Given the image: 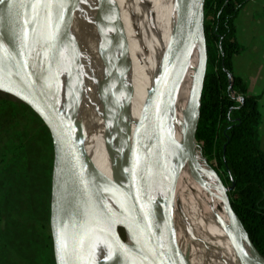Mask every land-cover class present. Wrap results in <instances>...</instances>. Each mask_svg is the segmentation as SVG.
<instances>
[{
    "label": "water",
    "instance_id": "obj_1",
    "mask_svg": "<svg viewBox=\"0 0 264 264\" xmlns=\"http://www.w3.org/2000/svg\"><path fill=\"white\" fill-rule=\"evenodd\" d=\"M98 1L103 7L108 28L114 20L112 0ZM12 2L14 13L0 29V67L3 68L0 71V92L27 107L40 121L50 140L52 161L47 226L53 264H87L88 220L93 221L108 240L112 251L111 264H188L179 253L174 231V211L179 212L174 191L184 164L195 174L192 143L196 129L184 140L166 180H161L155 173L159 158L171 142L167 130L168 110L195 45L197 61L190 84L187 116L195 108L200 116L212 47L213 0H182L179 19L184 37L183 48L169 74L159 83L142 120L137 139L136 190L129 185L126 170L127 109L119 97L109 48L102 52L108 132L118 148L111 161L116 191L112 208L99 196L83 165L81 148L73 139L76 99L66 79L62 40L56 27L62 24V20L55 1ZM201 146L202 143H199L196 147L200 155ZM229 181H232L230 176ZM220 185L232 233L231 244L240 263L264 264V259L252 247L230 208L226 193L233 184L224 187L220 181ZM239 231L253 258L244 254ZM165 242L179 253L175 260L171 258Z\"/></svg>",
    "mask_w": 264,
    "mask_h": 264
},
{
    "label": "bare ground",
    "instance_id": "obj_2",
    "mask_svg": "<svg viewBox=\"0 0 264 264\" xmlns=\"http://www.w3.org/2000/svg\"><path fill=\"white\" fill-rule=\"evenodd\" d=\"M161 1L117 0L113 3V21L126 16L131 19L127 36L128 54L130 55H127V58L131 68H124V70L113 39V23L109 24L107 28L103 7L98 0H84L85 3L79 6L81 9L80 31L82 33L86 22L84 8L86 7L91 15L97 18L91 24L82 47L77 36L71 31L69 24L56 7L62 20V24L60 26L56 25V27L62 40L66 79L76 99V125L73 139L81 148L83 165L89 172L99 196L109 208L114 207L113 195L116 191L95 175L85 157V153H87L95 163L96 168L103 175L105 174L112 179L111 163L95 146V144L107 146L114 151V156L118 153L117 144L113 136L108 132V112L102 79L104 68L102 52L105 48H109L115 78L118 79L119 97L125 103L127 109L126 139L128 158L126 170L129 185L133 190H136L138 186L137 139L142 120L159 83L169 74L179 57L184 41L180 19L178 18L172 31L156 45V41L159 38L157 8ZM71 2L75 3L74 0ZM13 13L14 5L12 0H0V29H3ZM143 36H146V40H150L151 49H146L143 43ZM196 54L197 47L195 45L187 65ZM1 70H3L2 67H0ZM6 74L9 76L8 73ZM178 87L167 114V130L171 142L159 158L156 167L155 174L161 180H166L173 168L176 156L184 140L193 133L194 123L198 116L196 108L187 116V119L185 115L179 116L176 103L174 102ZM132 92L139 103L135 101ZM188 106L189 102L187 108ZM185 112L187 113V111ZM182 118L183 123L181 122ZM192 144L193 149H195L194 155L202 163H205V160L197 154L198 149L196 147L198 145L194 137ZM217 182L220 187H217L219 192L208 199L200 187L196 174L193 175L188 165L184 164L180 169L175 184V204L179 212L176 213L174 211V224L185 238L190 255L196 252L207 264H241L231 244L232 233L225 213L221 196L222 187L218 178ZM238 237L241 240L244 254L249 258H253L254 255L244 243L240 231L238 232ZM97 240L103 245L102 254L97 249ZM165 246L171 258L175 260L181 252L179 246V253L174 251L168 242H165ZM181 254L183 255L182 252ZM111 257L112 251L108 240L100 233L94 222L88 220L85 245L86 263L111 264ZM192 262L193 258L190 256L188 264Z\"/></svg>",
    "mask_w": 264,
    "mask_h": 264
},
{
    "label": "trees",
    "instance_id": "obj_3",
    "mask_svg": "<svg viewBox=\"0 0 264 264\" xmlns=\"http://www.w3.org/2000/svg\"><path fill=\"white\" fill-rule=\"evenodd\" d=\"M249 1L213 0L212 47L208 76L203 89L200 116L198 112L193 132L196 129V144L202 143V157L206 162H215V173L222 185L230 187L231 183L233 184L226 193L230 208L252 247L264 259V151L259 148L258 141V97L249 95L243 81L231 71L232 57L242 51L235 37L234 21L240 9ZM182 4V0L161 1L157 8V29L161 40L174 28ZM196 61L197 54L188 63L174 98L179 116L185 115L186 119L185 111L188 110L190 84L195 74ZM3 104H7V100L0 98V111ZM19 105L27 111L29 118L23 124L15 149L23 148L33 152L36 151L34 141L40 142V155L45 163L43 156L49 147L48 134L36 116L23 104ZM29 119L39 123L33 132ZM181 122L183 123V118ZM197 154L201 157L198 151ZM44 168L45 164L41 168L44 190L40 197L38 196L40 200L47 197ZM31 173L33 176V170ZM100 174L101 181L109 182L107 185L110 187L112 179ZM229 176L232 181H229ZM174 228L181 234L175 224ZM46 235L48 237V234ZM96 243L102 254L103 245L99 240Z\"/></svg>",
    "mask_w": 264,
    "mask_h": 264
},
{
    "label": "rangeland",
    "instance_id": "obj_4",
    "mask_svg": "<svg viewBox=\"0 0 264 264\" xmlns=\"http://www.w3.org/2000/svg\"><path fill=\"white\" fill-rule=\"evenodd\" d=\"M54 1L57 9L69 24L71 31L77 36L82 47L91 24L97 18L93 17L85 7L86 22L82 33L80 31L81 9L79 6L85 3L84 0H74V4L71 2L72 0ZM116 1L112 0V3ZM130 20L127 16L120 17L113 21L112 27L113 39L123 70L124 68H131L127 58V55L130 56L127 46ZM158 37L156 45L161 41L160 34ZM143 43L147 50L152 48L151 42L146 40V36H143ZM137 83L139 84V82ZM132 95L134 97L133 92ZM0 98L7 100V104H3L0 111V264H53L47 226L49 179L52 161L50 140L48 141L47 152L43 156L45 163L40 155V142L34 141L33 146L36 151L33 150V152L32 150H23V148L16 150L15 146L21 137L20 133H22L23 124L26 120L28 121L29 116L27 111L20 107L19 104L21 103L13 98L1 92ZM135 101L139 103L136 98ZM29 123L32 132L39 125L36 120H32V122L30 120ZM95 146L111 163L114 151L102 144H95ZM259 148L264 151V141H259ZM85 154L95 175L99 178L101 172L96 168L90 156L87 153ZM32 159L34 164H32ZM194 161L196 164V178L205 197L210 199L209 197H213L218 193V188H220L217 182L218 177L215 173L217 171L216 164L214 161L202 163L195 156ZM44 164L47 197L44 200H40L39 197L44 190L41 172ZM32 170L33 176H31ZM106 184H109V182L106 181ZM110 187L115 191L113 182ZM175 233L178 246L188 263L191 256L193 258L191 264H207L196 252L190 255L183 235L178 234L176 228ZM46 234H48V237Z\"/></svg>",
    "mask_w": 264,
    "mask_h": 264
},
{
    "label": "crops",
    "instance_id": "obj_5",
    "mask_svg": "<svg viewBox=\"0 0 264 264\" xmlns=\"http://www.w3.org/2000/svg\"><path fill=\"white\" fill-rule=\"evenodd\" d=\"M234 29L242 51L232 57L231 71L249 95L258 97V140L264 141V0L247 2L236 16Z\"/></svg>",
    "mask_w": 264,
    "mask_h": 264
}]
</instances>
